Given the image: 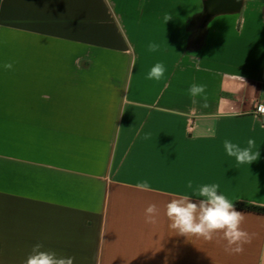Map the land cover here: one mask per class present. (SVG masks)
Instances as JSON below:
<instances>
[{"label":"crops","instance_id":"0c3cea01","mask_svg":"<svg viewBox=\"0 0 264 264\" xmlns=\"http://www.w3.org/2000/svg\"><path fill=\"white\" fill-rule=\"evenodd\" d=\"M203 9L204 0H0V264H24L36 243L74 264H264V215L235 207H264V120L254 114L264 0L206 27ZM156 63L159 81L147 78ZM193 84L203 96L189 95ZM248 139L259 159L238 164L224 141ZM144 179L151 191L135 187ZM205 184L244 214L252 238L242 253L225 250L222 232L205 241L170 229L166 204L197 202Z\"/></svg>","mask_w":264,"mask_h":264},{"label":"clouds","instance_id":"9594fccd","mask_svg":"<svg viewBox=\"0 0 264 264\" xmlns=\"http://www.w3.org/2000/svg\"><path fill=\"white\" fill-rule=\"evenodd\" d=\"M172 17L165 15V23ZM158 45L155 43L148 45L149 51H156ZM199 70V61L192 56ZM5 70H11L13 64L7 62L3 65ZM166 69L162 63H156L149 73L148 79L159 81ZM206 91L205 85L193 84L188 93L191 97L203 96ZM206 99V97H205ZM203 107H208L205 103ZM256 112L264 115V102L256 104ZM224 149L228 156L234 157L238 164H248L259 159V150H255V140L248 139L247 146L241 147L230 140L224 141ZM135 187L142 191H151L152 185L147 179L138 181ZM187 187L192 188V182L189 181ZM219 185L205 184L195 191V197L199 198L197 202L192 201L190 195H182L172 199L165 206V215L170 221L169 227L178 235L185 237L195 236L203 238L205 241H212L218 232H222V238L227 241L226 251L233 254H239L244 251L243 245L251 242V235L241 228L244 220V214L234 209L233 202L223 194L218 193ZM145 222L148 224L157 223L159 209L156 204H149L145 209ZM74 256L58 255L55 251L45 250L42 243L33 245L30 254L27 256L24 264H74Z\"/></svg>","mask_w":264,"mask_h":264},{"label":"water","instance_id":"95a60500","mask_svg":"<svg viewBox=\"0 0 264 264\" xmlns=\"http://www.w3.org/2000/svg\"><path fill=\"white\" fill-rule=\"evenodd\" d=\"M244 0H204V9L200 15L203 26L220 15L233 14L238 12L243 6Z\"/></svg>","mask_w":264,"mask_h":264},{"label":"trees","instance_id":"16d2710c","mask_svg":"<svg viewBox=\"0 0 264 264\" xmlns=\"http://www.w3.org/2000/svg\"><path fill=\"white\" fill-rule=\"evenodd\" d=\"M235 207L239 210L249 211V212H254L257 214L264 215V207L255 206V205L246 204V203H238L236 204Z\"/></svg>","mask_w":264,"mask_h":264},{"label":"built area","instance_id":"2783aa9c","mask_svg":"<svg viewBox=\"0 0 264 264\" xmlns=\"http://www.w3.org/2000/svg\"><path fill=\"white\" fill-rule=\"evenodd\" d=\"M264 102V101H263ZM259 103H261V102H258V103H256V104H259ZM256 106V105H255ZM254 114L256 115V116H258L259 118H261L262 120H264V115H261V114H259L258 112H256V107H254Z\"/></svg>","mask_w":264,"mask_h":264}]
</instances>
